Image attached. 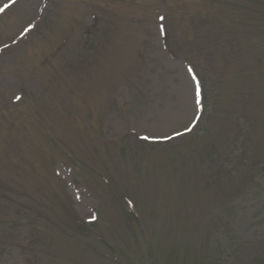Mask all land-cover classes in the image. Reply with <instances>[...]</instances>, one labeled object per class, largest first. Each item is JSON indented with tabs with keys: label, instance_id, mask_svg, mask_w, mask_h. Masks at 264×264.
Wrapping results in <instances>:
<instances>
[{
	"label": "rangeland",
	"instance_id": "rangeland-1",
	"mask_svg": "<svg viewBox=\"0 0 264 264\" xmlns=\"http://www.w3.org/2000/svg\"><path fill=\"white\" fill-rule=\"evenodd\" d=\"M44 3L0 13V264L263 260L264 0Z\"/></svg>",
	"mask_w": 264,
	"mask_h": 264
},
{
	"label": "snow or ice",
	"instance_id": "snow-or-ice-1",
	"mask_svg": "<svg viewBox=\"0 0 264 264\" xmlns=\"http://www.w3.org/2000/svg\"><path fill=\"white\" fill-rule=\"evenodd\" d=\"M17 3H24L25 6L31 11V16L28 18L27 23L21 26L19 35L22 38L32 33L33 29L37 27V22L35 21H37L38 14L44 12L45 8H47L49 5L45 4L44 0H30V2H26V0H4V2L0 4V13L12 8ZM160 19H163V17H160ZM5 47H8V45L5 44ZM189 71H191V69H189ZM17 99H20V97H17ZM202 112L203 105L201 104L200 85L197 82L194 92L192 113L190 116H188L187 123L184 124L183 129L172 128L167 132H149L142 138L145 140L151 138L157 142H166L175 140L177 137H183L188 133L194 132L197 126L202 123Z\"/></svg>",
	"mask_w": 264,
	"mask_h": 264
},
{
	"label": "trees",
	"instance_id": "trees-1",
	"mask_svg": "<svg viewBox=\"0 0 264 264\" xmlns=\"http://www.w3.org/2000/svg\"><path fill=\"white\" fill-rule=\"evenodd\" d=\"M258 117H261V116H255V118H258ZM252 120H254L253 117L250 118V119H248L247 121L249 122V121H252ZM247 127H248L247 130H248V133H249L251 131L249 124L247 125ZM236 152H239V150L236 149L235 151H233L232 149H230V152L227 153V157L234 156V158H236V161L238 162V166L241 167V164L243 163V161L245 160V158L243 156L237 157L235 155ZM256 166H258V163L256 164ZM203 258H204V260L203 259H200V257H198V256H190L189 258H187L186 260H184L182 262V264H208L207 263L208 256H205ZM254 264H264V259L263 260H258Z\"/></svg>",
	"mask_w": 264,
	"mask_h": 264
}]
</instances>
